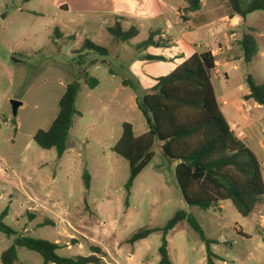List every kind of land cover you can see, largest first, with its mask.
<instances>
[{
	"label": "rangeland",
	"instance_id": "374dc122",
	"mask_svg": "<svg viewBox=\"0 0 264 264\" xmlns=\"http://www.w3.org/2000/svg\"><path fill=\"white\" fill-rule=\"evenodd\" d=\"M160 1L172 7L187 3ZM152 6L150 2L146 10L153 11ZM175 10L168 16H131L128 21L126 14L118 18L68 12L55 7L53 0H0V213L8 208L4 224L18 233L56 242V252L62 257L94 255L105 264H158L161 231L133 244L127 240L138 228L161 227L175 211L185 210L213 240L214 264H264V227L255 230L254 215H240L230 200L222 201L220 209L188 206L174 178L175 160L162 153L157 139L151 146L153 156L135 177L126 202L129 164L112 147L123 121L132 124L135 135L148 129L136 97L152 86L153 77L173 67L136 59V45L155 29L172 39L165 50L174 52L181 41L180 29L203 50L215 25L196 27L192 20L179 18ZM209 10L206 5L190 14L208 15ZM261 14L264 11L246 16L258 28L254 35L261 52L250 62L244 57L220 61L218 71L211 72L220 101L231 104L246 93L247 75L255 83L264 82ZM167 17L175 25L168 27ZM116 20L123 30L135 25L138 33L117 43L107 30ZM85 40L106 47L107 54L85 48ZM143 52L166 54L155 44ZM222 56L216 54V59ZM93 59L96 63L91 64ZM89 78L96 83L89 85ZM123 80L130 83L123 84ZM70 82L78 85V114L73 116L65 150L58 156L54 148L37 145L33 135L49 127ZM11 100L21 102L16 114ZM220 106L226 111L225 105ZM84 172L89 175L88 189ZM43 219L54 223L36 226ZM13 238L0 231V251ZM167 241L170 264H207L205 243L185 220L168 233ZM17 257L23 264L43 261L39 253L26 248H19Z\"/></svg>",
	"mask_w": 264,
	"mask_h": 264
},
{
	"label": "trees",
	"instance_id": "16d2710c",
	"mask_svg": "<svg viewBox=\"0 0 264 264\" xmlns=\"http://www.w3.org/2000/svg\"><path fill=\"white\" fill-rule=\"evenodd\" d=\"M231 14L245 18L256 10L264 11V0H226ZM201 8V0H187L184 13L190 14ZM185 18L184 15H182ZM114 41L124 42L138 33L135 26L123 30L116 22L107 28ZM155 32L136 45L139 51L154 44ZM245 62H250L257 52V43L251 33H244L240 40ZM84 47L107 54L104 46L85 40ZM143 59L162 60L164 57L146 53ZM97 59L91 60V64ZM216 58L210 50L195 51L170 72L155 78V83L136 97L137 107L145 116L148 129L138 135L133 132L132 124L122 122V132L112 150L125 158L129 164V176L125 184L126 202L135 177L153 156L151 146L159 140L162 153L175 160L174 178L182 198L188 206L209 210L219 202L230 200L237 212L246 217L253 213L263 201L264 179L262 167L253 150L230 129L216 99L211 72L215 71ZM248 93L244 99H252L262 105L264 110V82L255 83L250 75L246 76ZM87 83L94 85L96 79L89 78ZM130 83L123 80V84ZM77 83L66 85L58 100V112L46 129H39L33 140L41 148H54L61 156L66 147L75 108ZM85 188H89V175L84 172ZM7 207L0 213V231L14 238L11 244L0 252L1 264H23L18 261L19 248L39 253L42 264H87L99 263L94 255L62 257L56 250V242L44 238L18 233L2 222ZM32 216V215H30ZM185 220L205 243L206 263L214 264L215 253L193 214L177 210L167 222L159 227H141L128 238L134 243L154 231H161L158 264H170L167 250V235L181 221ZM42 222L41 224H45Z\"/></svg>",
	"mask_w": 264,
	"mask_h": 264
},
{
	"label": "crops",
	"instance_id": "0c3cea01",
	"mask_svg": "<svg viewBox=\"0 0 264 264\" xmlns=\"http://www.w3.org/2000/svg\"><path fill=\"white\" fill-rule=\"evenodd\" d=\"M53 2L55 7L59 9H64L68 12L71 10L72 13H96L103 15H111L118 18H121L123 14H126L130 16L129 18H127L128 21L132 19L131 16H134L135 18H137L138 16L146 15L149 17H153L159 14L168 16L170 10L175 8V13L178 15L179 18L184 21L192 20L196 27H202L214 23L215 25L211 28L212 30L209 31L210 34L205 42L206 49L203 50L211 51L219 46L222 48V50L218 54H223V56L220 60L216 59L217 66L219 65L220 61H231L235 58L243 57V51L240 46V40L242 38V35L244 33H251L255 38L254 32L255 29H258L256 26L251 25V23H249L248 19L246 18L247 15L245 16V18H243L238 14H231L229 7L226 5V0H201V8L207 5L210 9L208 15H205L203 13L198 15H191L192 13L184 14L183 9H181L184 7H181L179 5H175L176 7H172L173 5L160 0H53ZM150 2L153 5L152 8L154 9L151 12L146 10V8H148V6L150 5ZM182 15H184L185 18H183ZM259 17L260 21H264V14L259 15ZM116 22L118 21L116 20L114 23ZM166 23L167 26L170 27L171 23H174V21L167 17ZM151 32H155L154 44L163 49V52H166L165 56L160 55L164 57L162 60L156 61L165 62L169 66L173 64V67H171L168 72H170L177 64L182 62L193 52L203 51L200 50V45H196L193 41L188 40L185 37L186 33L180 29L179 39L181 41H178L179 43L177 42V44H175L176 49L174 52L165 50L170 44H172V39L166 33L162 31H157L155 29H153ZM261 32H264V28H261ZM219 38H221L222 40L220 41ZM143 51L144 50L139 51L135 55V58L138 60H145L141 57L142 55L146 54ZM257 52H261L258 44ZM159 76L162 75H158L152 78L153 84L155 83V78ZM247 93L248 91L246 93H242L231 104H228L226 100L220 101L218 99V96H216V99L223 115L225 116L229 124L230 129L239 139L244 141L255 153L257 159L261 164L262 176L264 179V110L263 112H260L259 110L263 109V107L261 104L255 102L254 100L244 99L243 95ZM220 105H225L227 108L226 111H224V109ZM221 207L222 201L218 203L216 208L220 209ZM251 215H254V222L256 226L255 230L264 227V197L263 201L256 207L255 211L251 213ZM44 221L46 223H54L52 220L49 219H43V222ZM41 223L37 222L36 226L42 225ZM240 230L241 228H239V231ZM105 255L107 256L108 254L105 253ZM93 264L105 263L101 259L99 263Z\"/></svg>",
	"mask_w": 264,
	"mask_h": 264
},
{
	"label": "water",
	"instance_id": "95a60500",
	"mask_svg": "<svg viewBox=\"0 0 264 264\" xmlns=\"http://www.w3.org/2000/svg\"><path fill=\"white\" fill-rule=\"evenodd\" d=\"M21 104L20 101L18 100H11V106H12V111L13 114H16L18 106Z\"/></svg>",
	"mask_w": 264,
	"mask_h": 264
},
{
	"label": "built area",
	"instance_id": "2783aa9c",
	"mask_svg": "<svg viewBox=\"0 0 264 264\" xmlns=\"http://www.w3.org/2000/svg\"><path fill=\"white\" fill-rule=\"evenodd\" d=\"M221 50H222V48L219 46V47L215 48L214 50H211V53L216 56V54H218ZM215 64H216V61H215ZM216 66H217V64H216ZM215 70L218 71L217 67L215 68Z\"/></svg>",
	"mask_w": 264,
	"mask_h": 264
}]
</instances>
